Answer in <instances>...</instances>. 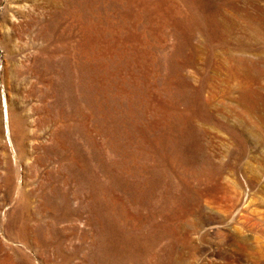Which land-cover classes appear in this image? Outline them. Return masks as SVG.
I'll return each mask as SVG.
<instances>
[{"label":"rangeland","instance_id":"rangeland-1","mask_svg":"<svg viewBox=\"0 0 264 264\" xmlns=\"http://www.w3.org/2000/svg\"><path fill=\"white\" fill-rule=\"evenodd\" d=\"M0 264H264V0H0Z\"/></svg>","mask_w":264,"mask_h":264}]
</instances>
